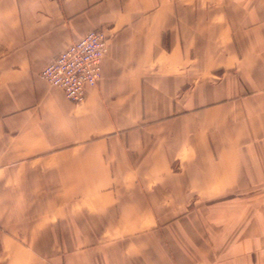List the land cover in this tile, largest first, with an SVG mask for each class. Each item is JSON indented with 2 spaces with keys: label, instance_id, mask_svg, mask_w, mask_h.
<instances>
[{
  "label": "crops",
  "instance_id": "obj_1",
  "mask_svg": "<svg viewBox=\"0 0 264 264\" xmlns=\"http://www.w3.org/2000/svg\"><path fill=\"white\" fill-rule=\"evenodd\" d=\"M0 264H264V0H0Z\"/></svg>",
  "mask_w": 264,
  "mask_h": 264
},
{
  "label": "built area",
  "instance_id": "obj_2",
  "mask_svg": "<svg viewBox=\"0 0 264 264\" xmlns=\"http://www.w3.org/2000/svg\"><path fill=\"white\" fill-rule=\"evenodd\" d=\"M108 48L103 31L92 30L69 45L41 72V77L52 87L64 91L66 98L81 104L87 90L101 78V64Z\"/></svg>",
  "mask_w": 264,
  "mask_h": 264
}]
</instances>
